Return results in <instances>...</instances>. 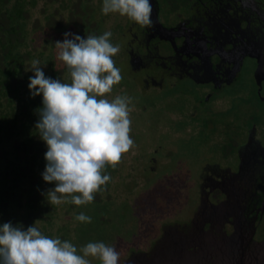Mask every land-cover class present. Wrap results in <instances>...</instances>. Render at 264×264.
<instances>
[{
	"label": "rangeland",
	"instance_id": "rangeland-1",
	"mask_svg": "<svg viewBox=\"0 0 264 264\" xmlns=\"http://www.w3.org/2000/svg\"><path fill=\"white\" fill-rule=\"evenodd\" d=\"M12 1L8 0L6 6L0 7V22L9 19L3 9H10ZM24 1L22 15L17 19L19 29L16 33L12 31L8 34L11 37L10 43H15L14 50L24 59L23 71L33 75L30 71L31 63L39 60L46 76L60 79L63 83L70 84L71 77L67 67L57 58L55 42L63 41L65 32L86 38L110 31V42L117 45L112 40L113 30H117L119 34L118 26L120 23L125 26L129 19L119 13L104 15L103 0ZM113 18L117 27H112ZM109 22L108 27L112 30L107 29ZM10 31L8 28L7 32H0V51L6 50L2 44L6 43L7 33ZM120 40L123 41L122 46L127 45L128 39L118 38V42ZM135 48L143 50L138 45ZM161 48L166 52L167 43H163ZM121 52L120 50L113 59L115 66L121 71L122 80L104 98L109 101L117 96L132 98L129 105L130 136L134 144L123 154L115 169L111 166L105 168L103 174L110 175V181L95 194L93 202L81 206L72 203L51 205L46 195L39 194V189L46 193L48 189L55 187V183L45 182L41 175L45 170L47 145L37 137L39 135L35 124L39 119L38 109L42 107V95L35 98L30 95L25 112L18 115L17 120L24 130L30 126L29 133L37 135L31 136L33 140L38 138V160L30 158L27 161L28 167L33 169L31 178L36 179L37 183L30 185V179L23 176L17 185L18 200H12L5 206V215L2 216L0 211V225L10 221L24 230L34 225L49 238L69 241L81 255L79 250L89 242H104L114 246L120 253L118 264H123L131 257L132 251H139L140 248L145 250L146 256H152L153 250L157 251V247H153L154 241L164 222L173 225L175 222H186L193 216L208 191L218 195L220 185L206 183L201 175L204 171L203 164L215 159L211 155L218 156L221 149L224 148L225 151L228 145L233 146L231 139L242 140L246 126L264 125V101L260 100L249 76L245 77L246 70L231 86L219 88L218 91L211 89L208 84L196 86L187 79L162 90L157 87L144 89L143 83L138 80L142 78L136 72L140 65L137 67V61L130 62L127 58L128 51L120 58ZM150 66L152 68L143 67L141 73L153 70L159 75H167L166 71L155 64ZM168 79L170 83L173 78L166 80ZM208 89L212 92L210 98L205 97ZM260 93L264 95V89ZM4 97L3 101L6 99ZM35 101L39 104L36 105ZM1 108L7 109L8 106L1 105ZM192 110L196 112L191 118L189 112ZM230 121L233 125H229ZM210 137L212 143L221 141V149L218 146L211 147ZM2 151L5 149L0 144V153ZM3 159L6 158L0 156V167H11L12 163ZM218 161L224 163H221L222 167L226 164V160L221 158ZM27 189H31L29 196ZM238 199L239 204L243 205V199ZM80 213L91 217V223L75 220V216ZM6 218L10 220H5ZM232 224L237 228L240 222L236 218ZM245 224L247 230L244 234L248 235L253 228ZM257 245L262 247L261 252L264 251L262 242ZM223 258L226 259L225 256ZM87 259L90 264H96L98 260L92 257ZM176 260L178 259L175 258ZM158 263L160 261L156 264Z\"/></svg>",
	"mask_w": 264,
	"mask_h": 264
},
{
	"label": "flooded vegetation",
	"instance_id": "flooded-vegetation-1",
	"mask_svg": "<svg viewBox=\"0 0 264 264\" xmlns=\"http://www.w3.org/2000/svg\"><path fill=\"white\" fill-rule=\"evenodd\" d=\"M150 3L151 28H142L130 19L125 26L121 23L118 26L112 19V27L118 26L121 32L118 34L113 30L115 44L122 46L123 41L118 42V38L128 39L127 45L123 44L120 49V58L128 51L130 62L137 61L140 68L136 72L142 78L138 80L144 89L157 87L162 90L187 79L196 86L208 84L218 91L231 86L246 70L245 77L249 76L260 100L264 101V95L260 93L264 89V0H150ZM109 24L107 29H111ZM163 43L168 45L166 52L161 48ZM137 45L143 50H137ZM151 64L166 71L167 75H159L153 70L142 74V68L148 69ZM167 78L173 79L169 83ZM206 92L205 97L210 98L212 92L209 89ZM195 112H189L190 117ZM262 127L264 125L246 126L243 139H231L234 147L228 145L225 151L221 149V141L213 139L218 142L212 143L210 137L211 147L218 146L221 152L218 156L211 155L215 159L203 164L201 175L206 183L220 185L219 194L208 191L186 222H175L174 225L164 222L153 244L157 251L153 250L152 256L144 255L146 260L139 263L233 264L230 252L239 254L242 243L241 247L245 245L248 250L249 259L264 264V251L261 252L262 247L257 245L264 244ZM218 158L226 160L224 167ZM26 178L31 179V176L27 174ZM42 193L45 192L39 189L43 196ZM239 197L243 199V205L239 204ZM5 214L6 210L2 216ZM236 218L240 222L237 228L232 224ZM245 223L253 228L248 235L244 234ZM96 264L101 261L97 260Z\"/></svg>",
	"mask_w": 264,
	"mask_h": 264
},
{
	"label": "clouds",
	"instance_id": "clouds-1",
	"mask_svg": "<svg viewBox=\"0 0 264 264\" xmlns=\"http://www.w3.org/2000/svg\"><path fill=\"white\" fill-rule=\"evenodd\" d=\"M102 13H119L142 28L153 26L150 0H103ZM63 36V41L55 42L57 58L67 67L71 83L46 76L40 61L33 60L28 89L33 98L42 95L35 124L47 145L41 175L45 182L55 183L42 194L51 205L81 206L93 202L111 179L103 174L105 168L115 169L134 144L132 98H104L122 80L113 59L120 45L110 42V31L86 38L71 32ZM75 220L91 223L92 218L80 213ZM79 251L82 255L69 241L49 238L34 225L26 230L10 221L0 225V264H90L87 257L118 264L120 257L114 246L104 242H89Z\"/></svg>",
	"mask_w": 264,
	"mask_h": 264
},
{
	"label": "trees",
	"instance_id": "trees-1",
	"mask_svg": "<svg viewBox=\"0 0 264 264\" xmlns=\"http://www.w3.org/2000/svg\"><path fill=\"white\" fill-rule=\"evenodd\" d=\"M8 0H0V7L6 6ZM10 9L5 11L9 19L0 22V32H7V41L2 45L6 50L0 51V144L4 146L5 151L0 153L4 156L11 167H0V211L5 213V206L11 200H18L19 191L17 185L23 178L22 176H33V169L28 167L27 161L37 159V141L39 136L30 134V126L26 130L23 129L22 124L17 120L18 115L25 112L26 105L30 99V90L28 89L29 76L25 74L24 59L17 50H14L15 43H10L9 36L11 32H17L19 29L18 18L22 15V6L25 4L24 0L12 1ZM2 5V6H1ZM1 12V10H0ZM9 34V35H8ZM26 80V81H25ZM5 96V97H4ZM6 98L4 101L2 98ZM36 105L39 103L35 101ZM1 105H7V109L1 108ZM31 120V119H30ZM38 132V130H37ZM32 135L37 136L35 140ZM33 146L31 148V145ZM5 144L9 146H5ZM31 153L29 154V149ZM12 149V151H11ZM27 154H29L27 156ZM3 159V160H6ZM26 160V165L24 161ZM38 160V159H37ZM25 167V168H24ZM37 180L30 179V184L35 185ZM29 191L27 190L28 196Z\"/></svg>",
	"mask_w": 264,
	"mask_h": 264
},
{
	"label": "water",
	"instance_id": "water-1",
	"mask_svg": "<svg viewBox=\"0 0 264 264\" xmlns=\"http://www.w3.org/2000/svg\"><path fill=\"white\" fill-rule=\"evenodd\" d=\"M241 244L242 243H240L239 254H235L232 250L230 252V254L233 256V258H231V260H233L232 261L233 264H249V262L251 264H259L257 259H256V262H254V260L249 259V256L246 255L248 251L246 246L243 245L241 247ZM144 255H145V251L143 250L132 251L131 257L127 261H125L123 264H141L139 262H142L143 259L146 260Z\"/></svg>",
	"mask_w": 264,
	"mask_h": 264
}]
</instances>
